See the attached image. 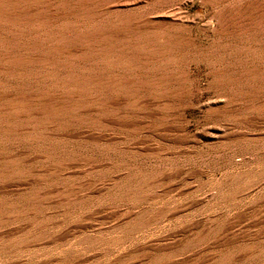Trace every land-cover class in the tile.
Instances as JSON below:
<instances>
[{"label":"rangeland","instance_id":"rangeland-1","mask_svg":"<svg viewBox=\"0 0 264 264\" xmlns=\"http://www.w3.org/2000/svg\"><path fill=\"white\" fill-rule=\"evenodd\" d=\"M121 1L81 20L101 31L97 60L69 57L51 81L0 75V94L65 90L83 108L62 115L84 117L32 112L0 133V264H264V0H240L232 32L216 13L234 0Z\"/></svg>","mask_w":264,"mask_h":264},{"label":"bare ground","instance_id":"bare-ground-1","mask_svg":"<svg viewBox=\"0 0 264 264\" xmlns=\"http://www.w3.org/2000/svg\"><path fill=\"white\" fill-rule=\"evenodd\" d=\"M97 1L99 0H0V75H12L18 78H22L25 76H35L39 77L42 80L46 81H51L53 78L51 75V71L54 70L55 68H61L62 70L67 67L68 65V58L70 57L73 60L78 59H86V58H96L99 55L98 48L97 49H87V46H94L97 47L99 41L101 40L100 34L101 31L99 28L94 27H82L80 26L82 24V18L88 16L90 10L97 4ZM126 1V0H125ZM124 1V2H125ZM212 1H217V0H212ZM222 1V0H218ZM226 1V0H225ZM240 0H234L231 1L233 2L232 4L224 5L217 13L216 17L218 22L220 23V30L224 32H232V31H239L241 30L239 25H236L235 23H232L231 20H235V17H240L242 15L241 10L244 9L245 7L247 8L249 5V2H239ZM250 1V0H249ZM255 1V0H254ZM106 2V1H105ZM120 2V3H124ZM132 2V0H131ZM152 2V1H151ZM157 2V1H156ZM209 2V1H208ZM257 2V1H256ZM260 2V1H259ZM101 3V2H98ZM103 3V2H102ZM127 3V2H125ZM113 4V2H112ZM117 4V3H116ZM119 4V2H118ZM158 4V3H157ZM214 4V2H213ZM221 4V3H220ZM226 4V3H225ZM261 4V2H260ZM259 4V5H260ZM122 5V4H121ZM170 5V4H169ZM212 5V2H211ZM250 5H252L250 3ZM104 6V5H103ZM146 6V5H145ZM263 6V5H262ZM114 7L115 3H114ZM111 8V7H110ZM245 11V9H244ZM251 11V10H250ZM249 11V12H250ZM261 18L260 21H264V8L261 10ZM98 13V12H97ZM141 13V12H140ZM157 14V13H156ZM91 17V15H90ZM89 18V17H88ZM101 18V17H100ZM129 18V17H128ZM146 18V17H145ZM214 18V16H213ZM247 19L249 17H246ZM256 18V17H255ZM82 20V21H81ZM86 20V18H85ZM99 20V19H97ZM214 20V19H213ZM88 21V20H87ZM101 21V20H100ZM119 21V20H118ZM86 22V21H85ZM89 22V21H88ZM93 22V21H92ZM99 22V21H98ZM154 22V21H153ZM152 22V23H153ZM251 19L246 22L247 24H251ZM57 23H61V27L55 30H44L43 29L40 32H34V34L28 35L27 39H21L19 36L20 34L25 33V28L27 29L30 27H47V26H54ZM84 23V22H83ZM143 23V22H142ZM218 23V24H219ZM255 22H253L254 24ZM263 23V22H262ZM85 24V23H84ZM87 24V22H86ZM90 24V23H88ZM102 24V23H101ZM162 24V23H161ZM4 25H9L10 27L13 26V28L5 29ZM157 25V24H156ZM155 25V26H156ZM252 25V24H251ZM58 26V25H56ZM89 26V25H88ZM100 27V25H98ZM237 26V27H236ZM6 27V26H5ZM49 28V27H48ZM251 28V27H250ZM249 28V29H250ZM38 30V29H36ZM219 30V31H220ZM245 30V29H244ZM31 31V30H30ZM218 32V31H217ZM222 32V33H224ZM244 32V31H243ZM146 33V32H145ZM221 33V32H220ZM226 34V33H225ZM27 35V34H26ZM23 36V35H22ZM27 37V36H26ZM25 37V38H26ZM176 37V36H175ZM129 38V37H128ZM127 38V39H128ZM133 38V37H132ZM161 39V37H160ZM180 39V38H179ZM176 40V39H175ZM260 40V39H259ZM249 41V40H248ZM257 41V40H256ZM137 42V41H136ZM178 42V41H177ZM184 42V41H183ZM216 43V42H215ZM170 44V43H169ZM175 44V43H174ZM185 44V43H184ZM172 45V44H171ZM182 45V43H181ZM128 46V44H127ZM258 47V46H257ZM134 48V47H133ZM142 49L141 47H139ZM138 48V49H139ZM218 48V47H217ZM245 48V47H244ZM255 48V47H254ZM261 48V47H260ZM108 49V47H107ZM130 49V48H129ZM215 49V48H214ZM249 49V48H248ZM172 50V49H171ZM114 51V50H113ZM137 51V50H136ZM169 51V50H168ZM132 53V52H131ZM252 53V52H251ZM159 54V53H158ZM220 54V53H219ZM246 54V53H245ZM260 54V53H259ZM106 55V54H105ZM112 55V54H111ZM173 55V54H171ZM193 55V53H192ZM218 55V54H217ZM102 56V55H101ZM107 56V55H106ZM116 56V55H114ZM130 56V55H129ZM145 56V55H143ZM257 56V55H256ZM107 60L104 61H109V56H107ZM137 57V56H136ZM183 57V56H182ZM246 57V56H244ZM111 59L113 57H110ZM115 58V57H114ZM113 58V60H114ZM134 58V57H133ZM146 58V57H145ZM144 58V59H145ZM103 59V58H102ZM110 59V61H111ZM140 58L138 57L137 60ZM148 59V58H147ZM181 59V58H180ZM94 60V59H93ZM97 60V58H96ZM117 60V57H116ZM169 60V59H167ZM212 60V59H211ZM215 60V59H214ZM76 61V63H77ZM81 61V60H79ZM100 61V60H99ZM103 61V60H102ZM109 61V62H110ZM143 61V57H142ZM141 61V62H142ZM189 61V60H188ZM253 61V60H252ZM85 62V60H84ZM90 62L89 60L87 63ZM92 62V61H91ZM70 63V62H69ZM95 63V61H94ZM108 63V62H107ZM115 63V62H114ZM140 63V61H139ZM144 63V61L142 62ZM175 63V62H174ZM253 63V62H252ZM81 64V62H80ZM91 64V63H90ZM100 64V63H99ZM103 64V63H102ZM109 64V63H108ZM169 64V63H168ZM248 64V63H246ZM72 66L74 65L73 63L71 64ZM92 65V64H91ZM90 65V66H91ZM104 65V64H103ZM117 65V64H116ZM150 65V64H149ZM153 65V64H152ZM234 65V64H233ZM69 66V65H68ZM86 66V65H85ZM99 66V65H98ZM108 66V65H107ZM110 66V65H109ZM112 66V65H111ZM119 66V65H118ZM75 67V66H74ZM89 67V64H88ZM87 67V68H88ZM82 68V67H79ZM86 68V67H83ZM96 68V67H95ZM155 68V67H154ZM239 68V67H238ZM73 69V67H72ZM92 69V66H91ZM99 69V68H97ZM103 69V66L102 68ZM67 70V69H66ZM71 70V68H70ZM68 70V72L70 71ZM87 70V69H86ZM93 70V69H92ZM95 70V69H94ZM100 70V69H99ZM74 71V69H73ZM76 71V70H75ZM79 71V70H78ZM97 71V70H96ZM238 71V70H237ZM248 71H251L250 69ZM248 71L243 70V72L250 74ZM61 72V71H60ZM59 72V73H60ZM66 72V71H65ZM99 72V71H98ZM213 72V71H212ZM242 72V70H241ZM240 72V73H241ZM252 72V71H251ZM64 73V72H63ZM72 73V71H71ZM71 73H66V75L63 77L61 75V79H63L66 83V85H69V82L73 80V77ZM244 73V74H245ZM56 74V73H55ZM62 74V73H60ZM74 74V73H73ZM89 74V73H88ZM226 74V73H225ZM234 74V73H233ZM85 75V74H84ZM91 75V73H90ZM89 75V76H90ZM95 75V72H94ZM93 75V76H94ZM229 75V74H228ZM237 75V74H236ZM235 75V76H236ZM239 75V73H238ZM242 75V74H241ZM11 76V77H12ZM59 76V75H58ZM76 76V73H75ZM80 76V75H79ZM88 76V77H89ZM91 76V78L93 77ZM97 76V75H96ZM95 76V77H96ZM102 76V73H101ZM219 76V75H218ZM227 76V75H226ZM247 76V75H246ZM10 77V78H11ZM56 77V76H54ZM78 77V76H76ZM87 77V76H86ZM100 77V76H99ZM104 77V76H103ZM228 77V76H227ZM237 77V76H236ZM234 77V78H236ZM249 77V76H248ZM251 77V76H250ZM254 77V75H253ZM14 78V77H13ZM58 78V77H57ZM60 78V76H59ZM90 78V77H89ZM217 78V77H216ZM233 77L228 78L229 80H232ZM233 78V79H234ZM255 78V77H254ZM30 79V78H29ZM60 79V80H61ZM86 79V78H85ZM158 79V78H157ZM218 79V78H217ZM227 79V80H228ZM238 79H242L238 78ZM244 79V78H243ZM13 80V79H12ZM34 80V79H33ZM32 80V81H33ZM62 81H57L54 79L53 81L56 82L55 85L58 86L57 83L62 84ZM76 80V78L74 79ZM80 80V79H79ZM88 80V79H86ZM136 80V79H135ZM139 80V79H138ZM146 80V79H145ZM214 80V79H213ZM226 80V81H227ZM234 79L232 80L235 82ZM92 82L94 80H91ZM103 81V80H102ZM137 81V80H136ZM135 81V82H136ZM224 81V78H223ZM247 81V80H245ZM2 82V81H1ZM40 82V81H39ZM42 82V81H41ZM63 82V83H65ZM219 83V79L217 81ZM240 82V81H239ZM243 82V81H242ZM249 82V81H247ZM17 83V82H16ZM28 83V82H27ZM34 83V82H33ZM32 83V84H33ZM53 83V82H51ZM72 83V82H71ZM70 83V84H71ZM85 80L79 81V84H84ZM89 83V81H88ZM98 83V82H97ZM139 83V82H138ZM141 83V81H140ZM156 83V82H155ZM221 83V82H220ZM50 84V83H47ZM54 84V83H53ZM76 83L73 84V87H79ZM87 84V82H86ZM93 84V83H92ZM134 84V83H133ZM144 84V83H143ZM148 84V83H147ZM153 84V83H152ZM210 84V82H209ZM226 84V83H225ZM228 84V83H227ZM253 84V83H252ZM38 86V84H36ZM91 85V82L89 83V86ZM126 85V84H125ZM129 85V84H128ZM11 86V85H9ZM42 86V85H40ZM63 86V84H62ZM65 86V85H64ZM86 86V85H85ZM84 86V88H85ZM121 86V85H120ZM134 86V85H133ZM132 86V87H133ZM259 86V85H258ZM257 86V88H258ZM263 86V85H262ZM24 87V86H23ZM51 87V85H50ZM56 87V86H55ZM67 87V86H66ZM66 87H63V89ZM93 87V86H92ZM138 87V86H137ZM220 87V86H219ZM251 87V86H250ZM254 87V85H253ZM62 88V87H61ZM81 88V87H80ZM83 88V89H84ZM88 88V87H87ZM90 88V87H89ZM223 88V87H222ZM245 88V87H244ZM252 88V87H251ZM57 89H59L57 87ZM62 89V90H63ZM74 89V88H73ZM97 89V86H96ZM140 89V87H139ZM236 89V88H235ZM21 90V89H20ZM52 90V89H51ZM50 89L45 88H36V89H25V91L16 93V92H11V93H3L0 94V133H6L10 132L11 130L14 131L13 129V123H17V120L15 121V116L17 115H23L26 120L33 121V116L30 114L32 112L34 113H40L44 112L46 116H57L59 118L63 119V122H70V121H81L84 120L82 116H73V117H67V113L65 115H62L64 111H69V112H76L78 110H81L83 106L74 99L73 95L70 94H63L64 91H62V94L60 92V96L64 97L66 100L68 99L69 103H65L64 99L62 101L61 97L58 96L59 94H56L60 99L61 102L56 101V97H54L53 93L54 92V87L53 91ZM56 90V89H55ZM67 90V89H66ZM81 90V89H80ZM86 90V89H85ZM84 90V91H85ZM135 90V89H134ZM230 90V89H229ZM246 90V89H243ZM248 90V89H247ZM252 90V89H251ZM83 91V90H82ZM242 90H239L238 92L241 93ZM93 92V91H92ZM96 92V91H95ZM120 92V91H119ZM172 92V91H171ZM217 92V91H216ZM55 93V92H54ZM68 93V92H67ZM151 93V92H150ZM221 93V92H220ZM227 93V92H226ZM234 93V92H232ZM237 94V92H235ZM234 93V94H235ZM238 93V94H239ZM243 93H245L243 91ZM243 93L241 95L243 96ZM79 94V93H78ZM83 94V93H82ZM122 94V93H121ZM127 94V93H126ZM129 94V93H128ZM235 94V95H236ZM247 94V93H246ZM55 95V96H56ZM86 95V93H85ZM91 95V94H90ZM223 95V94H222ZM84 96V95H83ZM99 96V94H98ZM224 96V95H223ZM231 96V95H230ZM240 96V94H239ZM241 96V97H242ZM101 97V95H100ZM99 97V98H100ZM222 97V96H221ZM220 97V98H221ZM227 97V96H226ZM225 97V98H226ZM229 97V96H228ZM232 97V96H231ZM230 97V98H231ZM58 98V100H59ZM92 98V97H91ZM97 98V97H96ZM229 98V99H230ZM237 98V95H236ZM102 99V97H101ZM228 99V98H227ZM241 100V98L239 97ZM71 100V101H70ZM232 100V99H231ZM264 100V99H263ZM230 101V100H229ZM234 101V100H233ZM93 102V101H92ZM91 102V103H92ZM99 102V101H98ZM225 102V101H224ZM228 102V101H227ZM88 103V102H87ZM96 103V102H94ZM237 103V102H236ZM98 103H96L97 106ZM241 104V103H240ZM94 105V104H93ZM92 105V108L95 106ZM99 106V104H98ZM89 107V106H88ZM124 107V106H123ZM91 108V107H90ZM96 108V107H95ZM227 108V107H226ZM230 108V107H229ZM98 109V108H97ZM224 109V108H223ZM263 108H260V110ZM95 110V109H93ZM124 110V109H123ZM68 112V114H69ZM87 112V111H86ZM97 112V111H96ZM82 113V112H81ZM94 113V111H93ZM91 114V113H89ZM87 114V115H89ZM95 114V113H94ZM39 115V114H38ZM86 115V116H87ZM23 116H21L23 118ZM41 116V115H40ZM68 116V115H67ZM85 116V115H84ZM231 116V115H230ZM229 116V117H230ZM91 117V116H90ZM236 117V116H235ZM263 117V116H262ZM14 118V122L11 120ZM57 118V119H59ZM66 118V119H65ZM94 118V117H93ZM228 118V117H227ZM234 118V117H233ZM47 120V118H45ZM49 119V118H48ZM54 119V118H52ZM52 119L49 121L51 123ZM90 119V118H89ZM97 119V118H96ZM43 120V119H42ZM87 120V118H86ZM39 121V120H38ZM41 121V120H40ZM55 121H57L55 119ZM61 121V120H59ZM89 121V120H88ZM237 121V120H236ZM48 122V123H49ZM86 122V121H83ZM91 122V121H90ZM89 122V123H90ZM54 123V122H52ZM88 123V124H89ZM19 124V123H17ZM57 124V125H56ZM86 124V123H85ZM224 124V123H223ZM243 124V123H242ZM46 125V124H45ZM42 125V126H45ZM56 127L61 126L58 125V123L55 122ZM54 125V126H55ZM222 125V124H221ZM91 126V125H90ZM244 126V125H243ZM16 127V126H15ZM14 127V128H15ZM57 127V128H59ZM18 128V126H17ZM49 128V127H48ZM56 128V129H57ZM61 128V127H60ZM60 128L58 131H60ZM16 129V128H15ZM227 129V128H226ZM17 130V129H16ZM15 130V131H16ZM50 130V129H48ZM43 131V129H42ZM45 131V129H44ZM53 132V131H52ZM55 132V131H54ZM57 132V131H56ZM228 132V131H227ZM232 132V131H231ZM48 134V133H47ZM51 134V133H50ZM50 134L48 136H50ZM45 135V134H43ZM53 135V133L51 134ZM2 137V136H1ZM13 137V136H12ZM44 137V136H43ZM253 137V136H252ZM259 137V136H258ZM3 138V137H2ZM8 137H6L7 139ZM11 138V137H10ZM9 138V139H10ZM37 138V137H36ZM50 138V137H48ZM46 138V139H48ZM56 138V137H55ZM54 138V139H55ZM5 139V138H3ZM39 139V138H38ZM41 139V136H40ZM51 139V138H50ZM58 139V138H57ZM15 140V139H14ZM31 140V139H30ZM42 140V139H41ZM49 140V139H48ZM53 140V139H52ZM95 140V139H94ZM7 141V140H6ZM47 141V140H45ZM8 142V141H7ZM39 142V141H38ZM37 142V143H38ZM50 142V140H49ZM48 142V143H49ZM54 142V140H53ZM100 142V141H99ZM244 142V141H243ZM252 142V141H251ZM11 143V142H10ZM34 143V142H33ZM36 143V144H37ZM41 143V142H40ZM3 144V143H2ZM46 146L47 142L44 143ZM43 144V146H44ZM38 145V144H37ZM42 145V143H41ZM16 146V145H15ZM30 146V145H29ZM45 146V147H46ZM102 146V145H101ZM226 146V145H225ZM13 147V146H12ZM44 147V148H45ZM16 148V147H15ZM37 148V147H36ZM40 148V147H39ZM43 147L41 146L40 149ZM17 149V148H16ZM28 149V148H27ZM10 150V149H9ZM18 150V149H17ZM23 150V149H22ZM44 150V149H43ZM20 151V150H19ZM29 151V150H27ZM18 153V152H17ZM25 153V151H24ZM19 155V153H18ZM46 155V154H45ZM43 155V156H45ZM20 156V155H19ZM47 156V155H46ZM15 157V156H14ZM21 158V156H20ZM85 158V157H84ZM91 158V157H90ZM6 159V158H5ZM47 159V158H46ZM87 159V158H86ZM9 160V159H8ZM10 161V160H9ZM85 161V160H84ZM16 163L18 161L16 160ZM14 165L15 162L13 163ZM12 165V164H11ZM10 165V166H11ZM13 165V166H14ZM12 166V167H13ZM11 167V168H12ZM16 169V168H15ZM21 170V169H20ZM15 171V170H14ZM19 170H16V172ZM23 172V171H22ZM9 173V172H7ZM12 173V172H11ZM10 174V173H9ZM13 174V173H12ZM11 174V175H12ZM8 175V174H7ZM16 175V174H14ZM18 176V175H17ZM13 177V175H12ZM16 177V176H15ZM7 179V178H6ZM240 179V178H239ZM12 180V179H11ZM3 181V179H2ZM151 182V181H150ZM121 184V183H120ZM125 184V183H124ZM129 189V188H127ZM111 190V189H110ZM126 190V189H125ZM127 192V191H126ZM236 192V191H235ZM133 194V193H132ZM121 195V194H120ZM118 196V195H117ZM119 198V197H118ZM25 210V209H24ZM4 211L1 212V214ZM6 212V211H5ZM8 213V212H7ZM0 214V215H1ZM23 214V213H22ZM3 217V216H2ZM2 222V220H1ZM3 223V222H2ZM18 241V240H17ZM25 243V242H24ZM16 244V243H15ZM13 245V244H12ZM3 246V245H2ZM7 246V245H6ZM20 246V245H19ZM1 247V245H0ZM2 248V247H1ZM0 248V249H1ZM4 248V247H3ZM2 248V249H3ZM13 248H17L15 245ZM262 249V248H261ZM248 250V249H247ZM18 252H21L17 250ZM262 251V250H261ZM255 252V251H254ZM253 252V253H254ZM258 252V251H257ZM256 252V253H257ZM252 253V254H253ZM247 255V254H246ZM253 256V255H251ZM247 257V256H246ZM248 259V258H247ZM223 261V260H222ZM262 263V262H261Z\"/></svg>","mask_w":264,"mask_h":264}]
</instances>
